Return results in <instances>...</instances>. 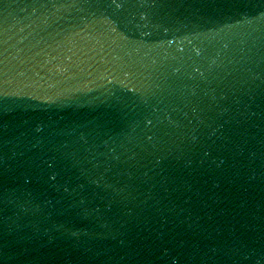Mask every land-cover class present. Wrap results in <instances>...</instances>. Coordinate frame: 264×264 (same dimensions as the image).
<instances>
[{"label": "water", "instance_id": "1", "mask_svg": "<svg viewBox=\"0 0 264 264\" xmlns=\"http://www.w3.org/2000/svg\"><path fill=\"white\" fill-rule=\"evenodd\" d=\"M252 0H0V264H256Z\"/></svg>", "mask_w": 264, "mask_h": 264}]
</instances>
